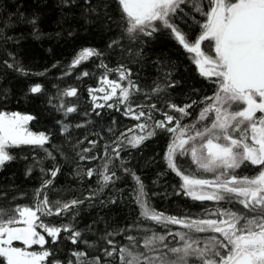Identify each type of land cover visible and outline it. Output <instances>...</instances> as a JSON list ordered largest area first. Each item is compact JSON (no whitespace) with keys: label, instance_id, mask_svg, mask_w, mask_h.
<instances>
[{"label":"snow or ice","instance_id":"obj_1","mask_svg":"<svg viewBox=\"0 0 264 264\" xmlns=\"http://www.w3.org/2000/svg\"><path fill=\"white\" fill-rule=\"evenodd\" d=\"M23 7L0 4V171L31 158L23 175L37 186H0V264H264V0H59L60 30L47 33L41 12ZM73 21L99 43L77 42ZM27 36L71 42L67 62L34 70L20 52ZM161 37L207 90L173 95L178 62L145 52ZM108 56L118 57L114 67ZM145 63L154 76H141ZM19 98L33 107L9 110ZM117 114L132 126L118 125ZM152 140L160 141L153 162H163L188 210L151 203L158 193L132 153ZM66 173L80 188L57 186ZM118 182L132 185L136 219L81 227L86 207L127 199ZM106 189L115 195L103 198Z\"/></svg>","mask_w":264,"mask_h":264},{"label":"trees","instance_id":"obj_2","mask_svg":"<svg viewBox=\"0 0 264 264\" xmlns=\"http://www.w3.org/2000/svg\"><path fill=\"white\" fill-rule=\"evenodd\" d=\"M59 0H0V4H6L12 11L16 10L18 4H23L24 7L22 11L25 13H30L33 9H37L41 12L42 24L41 27L44 32H55L60 30L57 27V21L60 19V9L58 7ZM72 26L79 30L78 41L94 39L97 43L101 40L99 36L90 34L89 31L85 28H81L80 25L83 24V21L71 22ZM69 23L65 22L63 28H68ZM18 31L27 32L29 29L21 27ZM51 50V51H50ZM72 51V44L69 41H66L63 37L60 39L49 38L47 36L42 37L41 39H34L30 36H27L21 44V56L26 63H29L33 66L34 70L43 71L45 67L51 68V65L57 60H60L63 63L67 62L69 54ZM150 60H155L157 56H166L170 57L172 60H176L179 64L180 72L177 75V79L181 80V85L176 89V92L173 95L181 92H188L192 88H204L207 90V85L202 84V82L193 74L191 71L189 73L184 72V68L187 67V61L184 60V56L181 53H177L176 49L170 45L163 37L159 40L156 45L151 46L148 49H145ZM118 59L116 56H108L105 59V62L110 66H115V61ZM127 62V58H126ZM134 70L135 65H133ZM141 76L150 78L155 75L154 69L151 67L150 63H145L143 70L141 71ZM60 75L56 69H52L49 75V80L52 83H56L53 77ZM110 78H115L112 76ZM39 82H44L43 80ZM71 83L72 81H68ZM91 83V82H89ZM16 88L23 86V81L15 82ZM195 98V97H194ZM86 97L82 98V102L86 101ZM33 107L32 101H26L23 98H19V103L17 104L15 100L9 105V110H16L25 112ZM55 115V114H54ZM56 118H60L57 116ZM116 119L119 122L123 119V124L127 126H132V121L128 118H121L118 114ZM78 122V121H77ZM46 123L49 127L52 126V118L48 117ZM33 131L37 130L38 126H35V122H32L30 125ZM121 127H123L121 125ZM43 130V128H40ZM87 131V130H85ZM77 135L80 139H83V134L77 132ZM58 143V141H54ZM87 147V142L83 145ZM160 151V141L152 140L146 141L144 145L141 146L139 151H133L132 155L134 159L132 160V166L136 168L137 173L142 176L144 183L148 186V191L158 193L151 203L159 211H166L169 214H175L179 210L184 209L188 210L186 205L191 204L192 202L186 197L177 196L174 191V186L176 185V180L173 179L172 175L165 171L163 162L156 158V161L153 162V157H156V154ZM29 155L30 153L27 149L21 153V156ZM31 163V158L25 162L23 160H18L17 162L10 165L4 171H0V186H17L20 189L30 192V190L37 185L34 181L23 175L25 170V164ZM155 181V183H153ZM58 187H64L66 189H78L80 185L73 182V177L71 175H66L61 177L59 180ZM131 183H117L115 188L125 189V197H128V192L131 190ZM107 195H115L114 190H105ZM211 206V205H208ZM201 209L199 207L191 208L192 212H199ZM137 209L135 205L131 203L130 198H127L124 202L117 200L116 204H109L107 207L101 208L99 206L85 208L81 213L80 226L83 227L85 224H89L94 219L98 217H103V221H99L98 229L102 231L105 228L104 221H107L109 229L112 227L122 226L126 221L130 222L136 219ZM88 239L93 237L88 236ZM71 248V245H65L62 248V252H67Z\"/></svg>","mask_w":264,"mask_h":264}]
</instances>
